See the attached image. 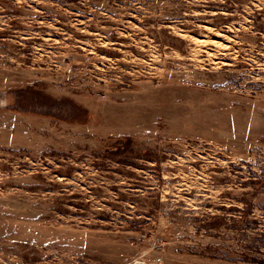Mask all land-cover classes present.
<instances>
[{
  "label": "rangeland",
  "instance_id": "rangeland-1",
  "mask_svg": "<svg viewBox=\"0 0 264 264\" xmlns=\"http://www.w3.org/2000/svg\"><path fill=\"white\" fill-rule=\"evenodd\" d=\"M0 264H264V0H0Z\"/></svg>",
  "mask_w": 264,
  "mask_h": 264
}]
</instances>
